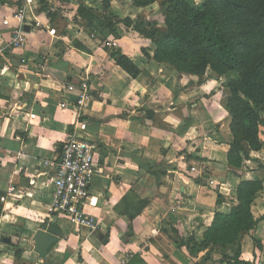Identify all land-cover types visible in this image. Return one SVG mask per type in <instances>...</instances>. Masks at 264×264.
Segmentation results:
<instances>
[{
	"label": "crops",
	"instance_id": "1",
	"mask_svg": "<svg viewBox=\"0 0 264 264\" xmlns=\"http://www.w3.org/2000/svg\"><path fill=\"white\" fill-rule=\"evenodd\" d=\"M23 1L0 0L10 21L4 27L0 19V48ZM81 4L134 24L138 17L153 23L152 16H162L157 3L31 0L25 45L0 56V264H126L132 255L146 264H219L237 245L207 250L200 244L215 213L227 215L237 205L241 181H260L263 190L251 205L256 225L242 239L240 260L264 264V115L262 149L232 169L223 86H182L185 76L154 61L152 41L134 25H118L115 38L95 19L92 33L78 14ZM154 23L164 30L163 18ZM112 48L135 64L136 78L110 58ZM83 83L91 98L79 104ZM78 121L86 124L79 134L96 144L101 172L90 189L96 206L85 209L93 230L47 212L53 162ZM137 200L148 204L140 231L128 238L126 212ZM49 227L61 236L40 261L33 239Z\"/></svg>",
	"mask_w": 264,
	"mask_h": 264
},
{
	"label": "trees",
	"instance_id": "2",
	"mask_svg": "<svg viewBox=\"0 0 264 264\" xmlns=\"http://www.w3.org/2000/svg\"><path fill=\"white\" fill-rule=\"evenodd\" d=\"M131 1L136 8L159 4L164 30L141 17L134 24L128 18L119 19L105 11L100 14L83 4L78 14L92 33L96 19L115 38L119 37L118 25L126 29L134 25L135 32L152 41L154 61L178 74L201 76L207 69L221 76L236 74V79L226 84L221 106L230 119L228 166L234 170L241 168L251 151L262 149L259 126L264 115V0H206L201 6L191 0ZM95 33L92 36L109 51L101 32ZM110 58L130 77L140 74L119 49L112 48ZM262 190L260 181H241L235 192L237 205L227 215L215 213L200 247L224 250L237 245L234 256L223 255L219 264H250L240 260V245L256 225L250 209ZM147 204L146 200H137L133 210L126 212L128 238L140 231V214ZM126 264L146 263L140 256L132 255Z\"/></svg>",
	"mask_w": 264,
	"mask_h": 264
},
{
	"label": "built area",
	"instance_id": "3",
	"mask_svg": "<svg viewBox=\"0 0 264 264\" xmlns=\"http://www.w3.org/2000/svg\"><path fill=\"white\" fill-rule=\"evenodd\" d=\"M30 3L31 0H24L23 4L12 12L11 19L15 24L11 28L9 42L0 48V56L25 45V26ZM0 19L4 27H9L10 21L6 16L0 13ZM106 46L109 47V44ZM81 90L79 104L82 99L91 98L86 83L82 84ZM85 129L84 122L78 121L75 124L70 136L62 144L59 156L53 162V174L50 179L53 186L52 202L47 212L57 219L93 230L96 226L95 220L85 209L96 206L90 189L94 179L101 172L95 160L96 144L79 134Z\"/></svg>",
	"mask_w": 264,
	"mask_h": 264
},
{
	"label": "rangeland",
	"instance_id": "4",
	"mask_svg": "<svg viewBox=\"0 0 264 264\" xmlns=\"http://www.w3.org/2000/svg\"><path fill=\"white\" fill-rule=\"evenodd\" d=\"M206 0H191L190 2L194 5L201 6L203 2ZM159 6V4H158ZM157 12H160L158 10V7H156ZM162 15V14H161ZM153 22H156V20L159 18H163V16L154 15L151 17ZM154 18V19H153ZM155 25V24H154ZM179 75H184L182 79L184 80V85L182 86H223V91L221 93V100H223V93L226 87V84L231 81L236 79V74L234 73H228L226 75H218L214 72H212L210 69H207L204 74L201 76H195V75H185V74H179ZM221 103V102H220ZM81 260V258H77V261Z\"/></svg>",
	"mask_w": 264,
	"mask_h": 264
},
{
	"label": "water",
	"instance_id": "5",
	"mask_svg": "<svg viewBox=\"0 0 264 264\" xmlns=\"http://www.w3.org/2000/svg\"><path fill=\"white\" fill-rule=\"evenodd\" d=\"M25 32L28 33L29 29L25 27ZM61 236L60 232L53 227H49L45 232L39 231L34 239V251L38 255L40 261H42L46 255L48 254L49 250L55 243L58 241V238ZM102 236H100L101 238ZM8 242L7 239L4 240Z\"/></svg>",
	"mask_w": 264,
	"mask_h": 264
}]
</instances>
